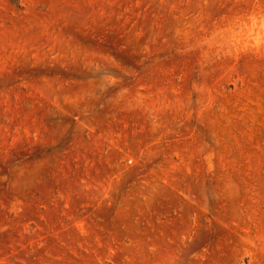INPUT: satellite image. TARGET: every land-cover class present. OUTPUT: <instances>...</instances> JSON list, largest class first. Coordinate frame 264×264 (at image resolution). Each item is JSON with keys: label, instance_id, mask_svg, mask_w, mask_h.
<instances>
[{"label": "rangeland", "instance_id": "1", "mask_svg": "<svg viewBox=\"0 0 264 264\" xmlns=\"http://www.w3.org/2000/svg\"><path fill=\"white\" fill-rule=\"evenodd\" d=\"M0 264H264V0H0Z\"/></svg>", "mask_w": 264, "mask_h": 264}]
</instances>
